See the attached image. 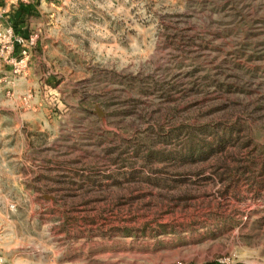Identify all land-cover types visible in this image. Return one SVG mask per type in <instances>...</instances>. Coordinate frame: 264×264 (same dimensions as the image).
<instances>
[{"label": "rangeland", "instance_id": "rangeland-1", "mask_svg": "<svg viewBox=\"0 0 264 264\" xmlns=\"http://www.w3.org/2000/svg\"><path fill=\"white\" fill-rule=\"evenodd\" d=\"M0 264H264V0H0Z\"/></svg>", "mask_w": 264, "mask_h": 264}]
</instances>
